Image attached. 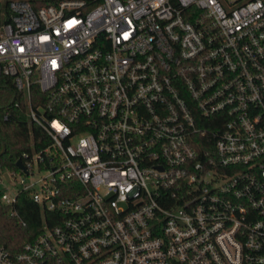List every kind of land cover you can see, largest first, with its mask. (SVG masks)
Here are the masks:
<instances>
[{
	"label": "built area",
	"instance_id": "built-area-1",
	"mask_svg": "<svg viewBox=\"0 0 264 264\" xmlns=\"http://www.w3.org/2000/svg\"><path fill=\"white\" fill-rule=\"evenodd\" d=\"M0 84V264H264V0H1Z\"/></svg>",
	"mask_w": 264,
	"mask_h": 264
},
{
	"label": "trees",
	"instance_id": "trees-1",
	"mask_svg": "<svg viewBox=\"0 0 264 264\" xmlns=\"http://www.w3.org/2000/svg\"><path fill=\"white\" fill-rule=\"evenodd\" d=\"M11 89L10 86L0 84V148L4 146L0 154V165L7 168L14 167L20 152L28 147L29 132L36 141L37 137L41 136L37 126H27L22 111L16 110L14 115L3 119V108L9 104L12 97ZM37 143L44 144V141ZM14 204L20 217L10 216L7 207L0 202V246L3 245L11 252L17 251L25 240L31 239L40 229L41 219L47 220L52 214L51 211L31 202L26 193H19Z\"/></svg>",
	"mask_w": 264,
	"mask_h": 264
},
{
	"label": "water",
	"instance_id": "water-1",
	"mask_svg": "<svg viewBox=\"0 0 264 264\" xmlns=\"http://www.w3.org/2000/svg\"><path fill=\"white\" fill-rule=\"evenodd\" d=\"M3 150H4V146L2 145L0 148V154H2ZM15 164L18 165L19 167L23 168L21 161L19 159L16 160Z\"/></svg>",
	"mask_w": 264,
	"mask_h": 264
},
{
	"label": "rangeland",
	"instance_id": "rangeland-1",
	"mask_svg": "<svg viewBox=\"0 0 264 264\" xmlns=\"http://www.w3.org/2000/svg\"><path fill=\"white\" fill-rule=\"evenodd\" d=\"M43 172H40V171H36L35 172V174H34V177H39L41 174H42ZM29 180V178H25V181H28ZM12 189H14L13 187H12Z\"/></svg>",
	"mask_w": 264,
	"mask_h": 264
}]
</instances>
